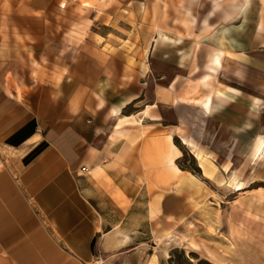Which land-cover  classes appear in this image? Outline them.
<instances>
[{
	"label": "crops",
	"instance_id": "obj_1",
	"mask_svg": "<svg viewBox=\"0 0 264 264\" xmlns=\"http://www.w3.org/2000/svg\"><path fill=\"white\" fill-rule=\"evenodd\" d=\"M256 1L263 25L264 0H236L234 13ZM53 3L0 0V264H142L143 232L185 181L183 149L213 177L197 135L213 124L264 135L262 36L250 49L241 34H208L187 66L161 48L134 66L106 47L68 46Z\"/></svg>",
	"mask_w": 264,
	"mask_h": 264
},
{
	"label": "rangeland",
	"instance_id": "obj_2",
	"mask_svg": "<svg viewBox=\"0 0 264 264\" xmlns=\"http://www.w3.org/2000/svg\"><path fill=\"white\" fill-rule=\"evenodd\" d=\"M53 2L49 9L53 30L56 34L69 32L64 41L68 46L106 47L134 66L149 58L155 63L158 48L165 51L166 58H177L187 66L194 44L204 46L210 41L208 34H241V41L250 49L253 34H261L264 42V24L256 21L259 1L238 15L234 13L236 0ZM204 53V49L198 53L200 66ZM260 69L264 73V66ZM253 87L252 79L248 91ZM260 94L264 98L262 78ZM211 130L213 134L197 135L202 143L197 151L217 167L216 174L205 175L194 155L183 149L179 166L185 181L176 185L174 193L169 191L175 198H170L168 215L155 222L153 230L143 232L142 264H264V154L259 157L256 151L263 148L264 135L214 134L215 124L209 126ZM178 143L184 146L182 141ZM238 183L244 186L242 191H236Z\"/></svg>",
	"mask_w": 264,
	"mask_h": 264
},
{
	"label": "bare ground",
	"instance_id": "obj_3",
	"mask_svg": "<svg viewBox=\"0 0 264 264\" xmlns=\"http://www.w3.org/2000/svg\"><path fill=\"white\" fill-rule=\"evenodd\" d=\"M240 190H242V187L239 185V186L236 187V191H240Z\"/></svg>",
	"mask_w": 264,
	"mask_h": 264
},
{
	"label": "built area",
	"instance_id": "obj_4",
	"mask_svg": "<svg viewBox=\"0 0 264 264\" xmlns=\"http://www.w3.org/2000/svg\"><path fill=\"white\" fill-rule=\"evenodd\" d=\"M83 171H87L86 168H83Z\"/></svg>",
	"mask_w": 264,
	"mask_h": 264
}]
</instances>
